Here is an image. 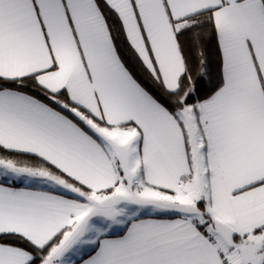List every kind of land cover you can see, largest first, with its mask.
Instances as JSON below:
<instances>
[{"label": "snow or ice", "instance_id": "6c2138e0", "mask_svg": "<svg viewBox=\"0 0 264 264\" xmlns=\"http://www.w3.org/2000/svg\"><path fill=\"white\" fill-rule=\"evenodd\" d=\"M0 264H264V0H0Z\"/></svg>", "mask_w": 264, "mask_h": 264}]
</instances>
